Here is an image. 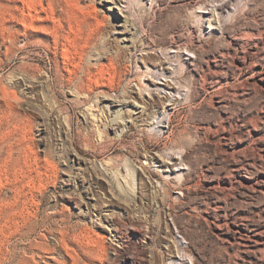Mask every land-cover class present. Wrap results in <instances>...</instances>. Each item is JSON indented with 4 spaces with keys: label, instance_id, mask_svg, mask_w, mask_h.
Segmentation results:
<instances>
[{
    "label": "rangeland",
    "instance_id": "rangeland-1",
    "mask_svg": "<svg viewBox=\"0 0 264 264\" xmlns=\"http://www.w3.org/2000/svg\"><path fill=\"white\" fill-rule=\"evenodd\" d=\"M0 264H264V0H0Z\"/></svg>",
    "mask_w": 264,
    "mask_h": 264
},
{
    "label": "bare ground",
    "instance_id": "bare-ground-1",
    "mask_svg": "<svg viewBox=\"0 0 264 264\" xmlns=\"http://www.w3.org/2000/svg\"><path fill=\"white\" fill-rule=\"evenodd\" d=\"M171 1H175V0H171ZM223 5H225V4H223ZM223 5H222V6H223ZM175 8H176V7H175ZM176 14H177V13H176ZM172 18H173V17H172ZM175 19H177V18H175ZM175 19H174V20H175ZM170 20H171V19H170ZM171 21H172V20H171ZM105 85H106V84H105ZM163 104L166 105V102H163V101L158 100L157 103H155L154 105L159 107V106H163ZM167 104H168V103H167ZM124 135H125V136H128V133H123V137L121 138V140L124 138ZM86 151H87V150H86ZM86 153H88V151H87ZM89 154H90V153H89ZM132 262H133V260L130 259V260H129V263H132Z\"/></svg>",
    "mask_w": 264,
    "mask_h": 264
}]
</instances>
